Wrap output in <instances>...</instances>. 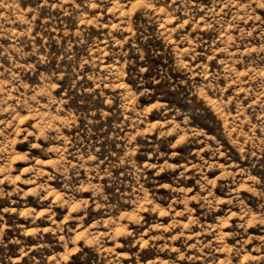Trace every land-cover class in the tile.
I'll return each instance as SVG.
<instances>
[{"label":"rangeland","instance_id":"1","mask_svg":"<svg viewBox=\"0 0 264 264\" xmlns=\"http://www.w3.org/2000/svg\"><path fill=\"white\" fill-rule=\"evenodd\" d=\"M0 264H264V0H0Z\"/></svg>","mask_w":264,"mask_h":264}]
</instances>
